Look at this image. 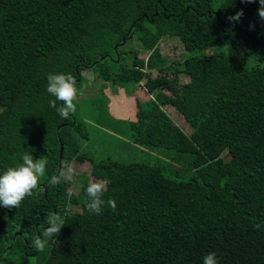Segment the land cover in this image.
I'll use <instances>...</instances> for the list:
<instances>
[{
	"label": "trees",
	"instance_id": "16d2710c",
	"mask_svg": "<svg viewBox=\"0 0 264 264\" xmlns=\"http://www.w3.org/2000/svg\"><path fill=\"white\" fill-rule=\"evenodd\" d=\"M259 7V0H0V174L26 152L48 160L19 209L0 206V264H202L208 253L218 264H264V66H244L248 57L264 60ZM241 9L240 21L230 22ZM174 42L185 52L176 55ZM223 46L227 54L215 50ZM168 47L171 54L162 52ZM87 71L102 79L101 91L138 88L121 101L133 140L188 155L187 180L166 177L160 165L93 164L80 153L88 132L49 106L47 76L70 73L77 88ZM60 144V171L92 165L75 194L67 181L47 183L60 172ZM93 180L108 181L103 199L116 201L115 212L87 211ZM53 212L65 225L38 252L33 238L45 239Z\"/></svg>",
	"mask_w": 264,
	"mask_h": 264
},
{
	"label": "rangeland",
	"instance_id": "374dc122",
	"mask_svg": "<svg viewBox=\"0 0 264 264\" xmlns=\"http://www.w3.org/2000/svg\"><path fill=\"white\" fill-rule=\"evenodd\" d=\"M175 48L176 55L182 54L185 50L177 42ZM130 48V47H129ZM229 46L216 48V51L227 54ZM162 52L171 54V48H165ZM141 59L147 57L146 52L139 54ZM168 61L177 60L167 58ZM263 65L264 60L256 57H248L245 62L247 69L255 65ZM156 73H154L155 75ZM84 79L78 86L76 112L72 115L80 121L88 132L87 140L78 142L80 153H84L91 163L96 164L106 159L119 161L122 163L138 162L151 165H160L164 168V175L177 181L187 180L191 172L188 169V155L177 153L173 150L160 147L146 146L137 143L132 138V133L128 127V117L125 115V106L122 105L124 97L131 95L132 90H137L135 86L126 87L109 86L104 91L99 90L102 79L92 71L81 73ZM169 117L173 120L174 111L165 108ZM174 121V120H173ZM175 122V121H174ZM69 165L74 169L72 180L67 181L72 193H77L83 175L90 174L92 165L90 163L79 164L72 162ZM27 264H34V259L29 258Z\"/></svg>",
	"mask_w": 264,
	"mask_h": 264
},
{
	"label": "clouds",
	"instance_id": "9594fccd",
	"mask_svg": "<svg viewBox=\"0 0 264 264\" xmlns=\"http://www.w3.org/2000/svg\"><path fill=\"white\" fill-rule=\"evenodd\" d=\"M243 3H254L256 0H241ZM260 7L257 15L261 21H264V0H259ZM244 15L241 9L234 16H229L230 22H239ZM254 25H250V28ZM47 92L54 97L49 101V106L54 108L62 119H68L70 115L76 112L78 90L76 81L72 74L68 73H50L47 76ZM59 102V104L57 103ZM22 163L18 166H10L0 174V206L6 209H19L22 202L27 197L34 194V190L39 187L40 181L46 174V165L48 160L46 156L36 159L32 154L24 153L21 157ZM74 169L71 165L63 168L58 175L52 176L47 183L50 186H57L61 181H70L74 176ZM108 181L93 180L88 183L86 188L87 201L85 207L90 214H101L105 206L111 208L114 212L117 204L114 199H103L107 191ZM69 192L68 196L71 197ZM46 227L44 228L42 239L40 236L33 238L32 245L38 252H43L48 240L57 238L61 228L65 225L63 219L58 213H51L47 216ZM256 227H260L256 225ZM202 264H218V258L215 253H208L202 259Z\"/></svg>",
	"mask_w": 264,
	"mask_h": 264
},
{
	"label": "water",
	"instance_id": "95a60500",
	"mask_svg": "<svg viewBox=\"0 0 264 264\" xmlns=\"http://www.w3.org/2000/svg\"><path fill=\"white\" fill-rule=\"evenodd\" d=\"M62 149H63V145L60 144V155H59V162H60V164H59V167H58V170H59V171H60V169H61Z\"/></svg>",
	"mask_w": 264,
	"mask_h": 264
}]
</instances>
